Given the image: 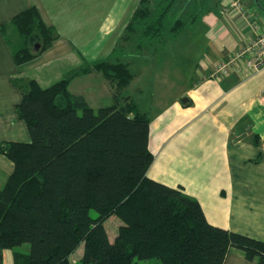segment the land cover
Segmentation results:
<instances>
[{"label":"trees","instance_id":"obj_1","mask_svg":"<svg viewBox=\"0 0 264 264\" xmlns=\"http://www.w3.org/2000/svg\"><path fill=\"white\" fill-rule=\"evenodd\" d=\"M210 1L141 0L128 30L141 42L162 44L191 27ZM254 2L264 11V0ZM9 26L21 41L11 42L17 65L36 59L58 37L34 7L3 25L4 34ZM92 71L117 83L115 97L133 78L119 59L85 64L46 88L13 79L22 92L17 114L31 140L0 142V154L14 165L0 188V255L29 244V253L14 254V264H74L71 256L83 244L84 264L151 258L225 264L238 249L264 264V242L212 225L197 200L148 176L150 120L137 104L123 98L95 110L70 93L72 77ZM112 216L122 221L114 241L105 227Z\"/></svg>","mask_w":264,"mask_h":264},{"label":"crops","instance_id":"obj_2","mask_svg":"<svg viewBox=\"0 0 264 264\" xmlns=\"http://www.w3.org/2000/svg\"><path fill=\"white\" fill-rule=\"evenodd\" d=\"M139 2L0 0V142L31 140L17 114L22 92L13 79L35 80L46 88L85 64L119 60L116 43ZM235 4L264 28V11L254 0H211L181 34L156 48L152 44L123 54L133 78L118 96L117 83L97 71L72 77L69 91L95 110L131 99L150 120L154 161L148 176L197 200L212 225L264 242V66L254 70L243 56L228 74L214 75L219 64L256 37ZM32 7L58 37L36 59L17 65L11 42L16 44L18 36L12 27L6 34L2 28ZM55 74L63 77L54 79ZM158 76L162 81L153 82ZM51 80L56 82L44 84ZM13 169L0 154L5 172L0 184ZM225 264L259 263L232 249Z\"/></svg>","mask_w":264,"mask_h":264},{"label":"rangeland","instance_id":"obj_3","mask_svg":"<svg viewBox=\"0 0 264 264\" xmlns=\"http://www.w3.org/2000/svg\"><path fill=\"white\" fill-rule=\"evenodd\" d=\"M140 2H141V0H140ZM140 2L138 4L137 8L139 7ZM137 8L131 14L130 19L128 20V22L126 23V25L124 27L123 33L120 36V39L116 43V46H117V44H119L116 49H118V47H119V49L117 50V52H118L117 57L120 60L122 59L123 54H125L127 52H131L132 50L138 49L142 45H145L143 48H141V49H144L145 47H147L151 43L150 41H147V40L144 41V42L139 41L140 34L136 33V32H131V31L128 30V26L130 25ZM10 37H14V36L11 35ZM19 40L20 39H18V37H17L15 43L20 45L21 41H19ZM156 45L160 46L161 44H158L157 42H154L153 48H156V47H154ZM185 65L187 67H190L191 66V62L189 61L188 63H185ZM62 75L63 74H55V76H53V77H57L58 76L57 78H54V79H61L63 77ZM163 75L164 74L162 73L161 76H163ZM162 78L163 77H159V78L155 77V78H153V82L157 83L158 81H162ZM54 81L56 82V80H51L50 82H46L44 84L53 83ZM6 171H8V170L6 169ZM4 176H5V172L3 173V171H0V183H2ZM2 185L3 184H0V188L3 187ZM90 214L94 218H96L98 216V213L96 211H94V210H91ZM120 225H122V221L117 216H112L111 218H109L105 222V227H106V229H107V231L109 233V237H110L111 241H114ZM17 252L29 253L30 252V245L29 244H24V245L16 247V248L3 251V253L0 255V264L1 263L2 264H13V261H14L13 260V256ZM83 254H84V245L82 244L77 249V251L71 256V261L74 264H84V262H83ZM136 261H138V258H136ZM141 262L144 263V264H162L161 261L156 259V258L147 259V260H144V261H141Z\"/></svg>","mask_w":264,"mask_h":264},{"label":"built area","instance_id":"obj_4","mask_svg":"<svg viewBox=\"0 0 264 264\" xmlns=\"http://www.w3.org/2000/svg\"><path fill=\"white\" fill-rule=\"evenodd\" d=\"M240 8L238 4H235ZM242 13L246 15L251 23L256 37L240 52L236 57L228 61H224L218 65L215 70V76L226 75L230 68L243 56H247L246 64L251 66L254 70H258L264 66V28L258 21L255 20L254 14L248 13L246 10L240 8ZM247 13V14H246Z\"/></svg>","mask_w":264,"mask_h":264},{"label":"water","instance_id":"obj_5","mask_svg":"<svg viewBox=\"0 0 264 264\" xmlns=\"http://www.w3.org/2000/svg\"><path fill=\"white\" fill-rule=\"evenodd\" d=\"M257 2V1H256ZM186 99H184L183 101H185Z\"/></svg>","mask_w":264,"mask_h":264}]
</instances>
